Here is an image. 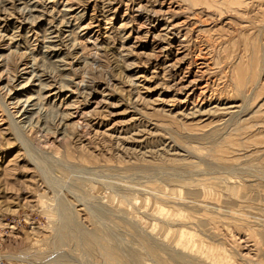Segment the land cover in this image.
Masks as SVG:
<instances>
[{
  "label": "rangeland",
  "instance_id": "rangeland-1",
  "mask_svg": "<svg viewBox=\"0 0 264 264\" xmlns=\"http://www.w3.org/2000/svg\"><path fill=\"white\" fill-rule=\"evenodd\" d=\"M0 263L264 264V0H0Z\"/></svg>",
  "mask_w": 264,
  "mask_h": 264
},
{
  "label": "built area",
  "instance_id": "built-area-1",
  "mask_svg": "<svg viewBox=\"0 0 264 264\" xmlns=\"http://www.w3.org/2000/svg\"><path fill=\"white\" fill-rule=\"evenodd\" d=\"M0 264H3V263H0Z\"/></svg>",
  "mask_w": 264,
  "mask_h": 264
}]
</instances>
